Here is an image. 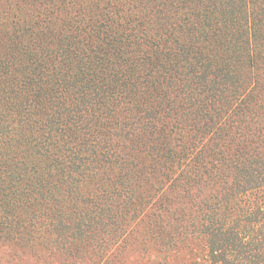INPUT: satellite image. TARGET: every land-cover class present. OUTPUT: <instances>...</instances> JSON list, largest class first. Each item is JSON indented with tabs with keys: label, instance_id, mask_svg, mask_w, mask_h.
Segmentation results:
<instances>
[{
	"label": "trees",
	"instance_id": "obj_1",
	"mask_svg": "<svg viewBox=\"0 0 264 264\" xmlns=\"http://www.w3.org/2000/svg\"><path fill=\"white\" fill-rule=\"evenodd\" d=\"M218 40L264 42V0H0L4 257L48 230L122 242L143 213L139 154L155 168L179 131L186 159L166 181L193 209L163 226L207 236L213 264H264V103L252 111L254 73L202 51Z\"/></svg>",
	"mask_w": 264,
	"mask_h": 264
},
{
	"label": "rangeland",
	"instance_id": "obj_2",
	"mask_svg": "<svg viewBox=\"0 0 264 264\" xmlns=\"http://www.w3.org/2000/svg\"><path fill=\"white\" fill-rule=\"evenodd\" d=\"M228 44L223 40L211 41L205 46L201 44V49H206L205 52L203 49L202 51L213 63L228 59L230 64L243 73L246 83H249L253 77L250 75L254 73L257 82L256 96L251 109L260 111L259 107L264 103V42L257 43L249 53L233 51L229 49ZM238 55L240 58L237 60ZM245 114H237L235 125L240 127L245 121L244 118L248 119ZM239 132L244 134L243 129ZM180 134L181 137L184 136V132L171 133L166 147L172 153V158L163 151V154L157 157L155 168L151 166L153 160L147 157L143 159V154H139L143 175L147 174V178L138 188L136 193L139 198L132 202L131 207L138 206L143 213L133 222L128 221L122 242L113 243L114 240H110L103 244V238H91L88 234H76L72 239H68L66 233L58 237L52 230H48L37 236L31 245L18 246V256L13 261L4 257L5 250L0 249V264H213L209 258L207 236H178L172 227L163 226L164 218L183 217L186 212L190 213L192 208V199L183 192V187L179 184L171 186L170 181H166L168 177L173 179L175 173L181 171L180 158L186 159L183 155L184 148L179 146L177 141ZM226 134L231 135V132L227 130L224 136ZM227 141L234 147V141ZM187 161L191 162L188 158ZM190 169L192 167L183 169V178L190 176ZM244 203L243 199H237L228 204L224 211L226 214H233ZM53 240H56L55 243Z\"/></svg>",
	"mask_w": 264,
	"mask_h": 264
}]
</instances>
